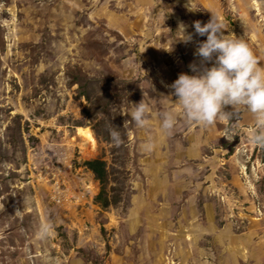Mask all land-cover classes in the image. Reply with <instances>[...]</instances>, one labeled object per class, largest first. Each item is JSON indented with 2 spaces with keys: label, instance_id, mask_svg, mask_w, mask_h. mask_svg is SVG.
<instances>
[{
  "label": "rangeland",
  "instance_id": "1",
  "mask_svg": "<svg viewBox=\"0 0 264 264\" xmlns=\"http://www.w3.org/2000/svg\"><path fill=\"white\" fill-rule=\"evenodd\" d=\"M208 1L213 6L204 11L203 24L216 16L225 35H240L262 61L258 43L247 35L261 30L257 18H264L258 9L264 0ZM147 8L142 5L137 14L129 0H0V264H120L117 255L125 264L152 259L186 264L191 258V264H231V254H223L215 239L198 235V227L249 228L255 236L264 229V149L249 143L253 126L238 127V109L228 126L233 156L205 157V162L227 161L223 169L216 163L204 172L211 183L190 181L186 195L174 197L179 180L193 181L204 173L193 166L181 171L184 162L197 160L188 151L198 148V128L172 102L168 85L180 73L192 75L179 55L202 41L195 40L190 15L180 11L170 15L185 22L191 41H176L174 22V36L164 41L169 36L153 31ZM165 12L155 8L156 26L167 24ZM142 99L149 108L143 129L128 115V103ZM163 110L175 116L170 134L159 127ZM113 126L120 132L119 145L109 137ZM146 140L154 144L151 151L141 148ZM96 158L107 168L103 187L84 167ZM151 161L162 170L153 171V177L173 184L166 203L159 185L154 188L159 196L146 199ZM219 174L233 176L238 186H216L213 177ZM103 189L107 205L97 201ZM207 213L214 215L212 224ZM43 223H51L52 230L41 239L36 233ZM182 227L194 233L185 239ZM192 243L202 244V250ZM177 250L181 254L175 257ZM249 255L245 264H264L257 246Z\"/></svg>",
  "mask_w": 264,
  "mask_h": 264
},
{
  "label": "clouds",
  "instance_id": "2",
  "mask_svg": "<svg viewBox=\"0 0 264 264\" xmlns=\"http://www.w3.org/2000/svg\"><path fill=\"white\" fill-rule=\"evenodd\" d=\"M192 28L197 35L206 36L198 43L194 53L200 59V66L189 65L192 75L178 74L168 85L172 90L169 97H175L172 102L182 110L186 121L202 126L229 119L232 112L225 111L226 108L232 111L243 108L253 117L249 143L264 149V66L259 65L246 42L224 34V24L216 16L211 15L203 25L194 21ZM184 31L185 26L178 25L174 33L179 36L176 41H191V34L185 35ZM209 61H212V66L204 67ZM128 104V115L135 126L141 129L147 127L149 108L144 99L135 105ZM159 119L161 133L170 134L175 124L173 112L163 110ZM109 137L114 144L121 143L120 132L115 126L109 129ZM153 147L151 140L141 145L144 151H151ZM51 230V223H43L36 234L44 239Z\"/></svg>",
  "mask_w": 264,
  "mask_h": 264
},
{
  "label": "crops",
  "instance_id": "3",
  "mask_svg": "<svg viewBox=\"0 0 264 264\" xmlns=\"http://www.w3.org/2000/svg\"><path fill=\"white\" fill-rule=\"evenodd\" d=\"M144 4L146 5V8L147 7L151 8V12L150 13L147 12L146 14H147V16H149V17H151L153 19V22H155V26H154L153 31H155V33L157 34V36L159 35V37H162V36L168 37L169 36L168 38L164 39V41H168V39H171L172 36H174L173 35V28H172L173 22L177 23L178 25L185 23L183 21L182 22L181 21L175 22L174 21L175 19L170 14H173L174 12L177 13L176 11H178V12L180 11L182 13V15H183V12H184V14H189L190 15V18H191L192 22L200 21L201 25H202L204 19L207 18L205 16L204 11L208 13L211 10L209 7L213 6V4L210 1H208V0H187V1L186 0H169V1L168 0H164V1H161V0H146V1H144V3L142 1H140V0H129V8L130 9H135L137 11V14H141L140 11L142 9V5H144ZM185 5L189 6V9L186 8ZM261 5H262L261 6L262 8L259 7L258 9L260 11L262 9V11L264 12V2ZM155 8H160L163 12L167 11V12L164 13L165 18H167V20H166L167 24L165 26L162 25V24L156 26V23L158 21V17H155L156 15H154ZM241 9H243V10L246 9V10L250 11V9L248 7H245V6H242ZM253 9H255V8L253 7ZM136 18H138V17H136ZM257 25H258V28L261 27V30L257 31V32H254V33L251 32L247 36L249 37V41L253 40V41H256L258 43L257 44V49L262 50L259 53H261L263 55V60L262 61H258V63H259V65L264 66V18H260V16H259L257 18ZM163 28H165V31H164ZM238 38L242 39L240 37V35L238 36ZM205 39H206V36L197 35L195 40L198 42V41H203ZM242 40H244V39H242ZM244 42L247 43V45H248V47L250 49H253L252 46H250L248 41H244ZM197 46H195V48L193 50L184 51L185 54L183 53V51H181V54L179 56L180 57H183V56L185 57V63L187 65L195 64L199 68L200 59H199V57L194 55L195 49H196ZM188 57L192 58L193 60L190 61V59H188ZM213 60H214V57H213ZM210 66H212V61L206 62L204 64V67H210ZM189 71H190V69H189ZM225 111L232 112V115H231V117L229 119L216 120L213 124L208 125V126H202V125L193 123V128L200 129V130L194 129V131H196V133L198 134V135L197 134H195V135L198 136L199 142H198V145H197V147H198L197 150L193 151V149H191V150L188 151V153H189V156H190V154L192 155V153H194V154H196V156L197 155L198 156L196 157L197 160H195V161L191 160V162H187V163L184 162L181 165L182 166L181 171L183 170L185 173H187L186 171H189L190 167L193 166V168L195 170L197 169V171H203V173H204V172H207L209 170L208 168L211 165L217 163V162L216 163L215 162L214 163L205 162V157L210 159V158H212V156H210V155H215L216 156L215 159H216V161H218V159L219 160L222 159V158L224 159V155H231L230 157L233 156L234 150L232 149V147H230V144L227 143V142H229L230 138L234 137V135L232 133L233 129L231 128L229 130L228 126H229V123H230L231 127L233 126V121L232 120H234L233 115H234L235 111H232L230 108H226ZM237 112L238 113L236 114V116H237L238 127L244 128L245 131H247L248 130V126H253V117H252V115L250 113H248L247 111H245L243 108L238 109ZM203 131H206L208 134H204ZM207 138H209V139H207ZM221 138L223 140H225L226 142L224 144H222V145H219L218 142H219V140H221ZM219 154L222 155L221 158H219ZM191 158H193V157H191ZM226 161L227 160H225L223 162L221 160L220 163L218 162L219 164L217 163L218 164L217 168L223 169V166L226 164ZM160 165L161 164H159L157 162L151 161L146 166V171L152 173V179L150 181V187H151L150 190L151 191H149V194L150 193L151 194L146 196V199L152 200V198H154L155 196H159L158 193H157L158 191L157 192L154 191V188H156L159 185L160 187L158 188V190H160V192H161L160 194L163 197L162 200L165 201V203H166L167 202V196H168L167 193H171V191H170L171 187H169V186L173 187V184H171V182H169L166 179H160L158 177H153V171H157V170L160 171L161 170V169H159ZM242 167L243 166H241V168ZM240 172H241V170H240ZM205 174L206 173H204L200 178L194 179L193 181L190 180V178H188L185 181H180L179 180L178 181V185H177L178 188H177V191H176L174 197H179V196L186 195V190H187L186 187L188 186L187 183L190 182V181H191V184L193 183L194 185H200V186L201 185H206L207 183L208 184L211 183V181H208L209 179H207V178L204 179ZM213 183L216 186H222V187L223 186H228V185L230 187L238 186V183L235 181V178L233 176H231L229 178V180H228L226 178L225 179L221 178V174H219V177H217L216 175L213 177ZM225 189H226V192H227V188H225ZM167 190H168V192H167ZM228 193L229 192H227V195L229 196ZM195 196L196 195L194 193L193 194V198ZM215 197H216V195H215ZM155 198H157V197H155ZM210 207L211 206H209V207L207 206V209L210 210ZM135 216L138 217V214L137 215L135 214ZM213 216H214L213 213H207V215L205 216L207 222H209L210 224L213 223V220H212ZM149 217L147 216V218H146L147 222L151 221V220H149ZM131 218L134 219V217H131ZM196 227H198V226H196ZM196 227H195V230H196ZM189 228L190 227H188V228L182 227V230H181L182 234L181 235L184 236L185 239L188 238L190 236L189 233L192 232V230H190ZM198 230L199 231H197V234L199 233L201 235H204L205 238L209 237V238H211L213 240L215 239L217 242L222 244V247L225 249V251H222V253L226 254V255L231 254V258L233 257L230 260L231 264H238L239 263L238 262V258H239L238 252H242L241 253L242 264H245V262H246L245 260L246 259L249 260V258H250L249 254L251 253V251H253L256 248V246L258 247V250H260L261 252H264V229L259 230V233H257L258 234L257 236L252 235L251 232L253 231V229H249V228L248 229L246 228L245 230H241V231L233 230L231 232V231L228 230L227 226L226 227L222 226V229L220 228L219 230H215V231L213 229H210L209 226H206V227H202V226L200 227L199 226ZM192 233H194V232H192ZM204 241L206 242V240H204ZM238 242H242L243 244L241 245ZM245 243H247L248 246L247 245L244 246ZM185 245H186V243H185ZM192 246H193V248L195 247V249L198 248V250L199 249L202 250V244H196V243L194 244V243H192ZM180 254L181 253H180V251L178 252V250L173 252V255L175 257L179 256ZM41 255L42 254H39L38 256H41ZM114 259H115V261L117 263L118 262H120V264H122V263L125 264L126 263L124 261L125 260L124 256L117 255V256L114 257ZM201 259H202V256H201ZM187 260H188V258H187ZM192 260L193 259L191 258L190 261L186 262V264H191ZM171 263H174V262H171ZM137 264H144V263L141 260H138ZM149 264H161V263H157L155 260L152 259V261ZM179 264H181V263H179ZM199 264H201V263H199ZM246 264H249V261Z\"/></svg>",
  "mask_w": 264,
  "mask_h": 264
},
{
  "label": "trees",
  "instance_id": "4",
  "mask_svg": "<svg viewBox=\"0 0 264 264\" xmlns=\"http://www.w3.org/2000/svg\"><path fill=\"white\" fill-rule=\"evenodd\" d=\"M78 126V125H77ZM84 167L89 170L94 178L99 182V184L103 187L106 184V179H107V168L105 165V162L100 159H92L84 162ZM104 189L101 190V193H99L97 197V201L99 203L101 202L102 204L108 203L107 198L104 195Z\"/></svg>",
  "mask_w": 264,
  "mask_h": 264
},
{
  "label": "bare ground",
  "instance_id": "5",
  "mask_svg": "<svg viewBox=\"0 0 264 264\" xmlns=\"http://www.w3.org/2000/svg\"><path fill=\"white\" fill-rule=\"evenodd\" d=\"M83 136L86 138H90V135L87 132H83Z\"/></svg>",
  "mask_w": 264,
  "mask_h": 264
}]
</instances>
